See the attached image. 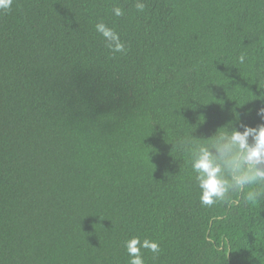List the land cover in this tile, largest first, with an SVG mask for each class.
Wrapping results in <instances>:
<instances>
[{
    "label": "trees",
    "instance_id": "trees-1",
    "mask_svg": "<svg viewBox=\"0 0 264 264\" xmlns=\"http://www.w3.org/2000/svg\"><path fill=\"white\" fill-rule=\"evenodd\" d=\"M142 2L0 12V264H264V197L202 205L174 145L264 124V0Z\"/></svg>",
    "mask_w": 264,
    "mask_h": 264
},
{
    "label": "clouds",
    "instance_id": "clouds-1",
    "mask_svg": "<svg viewBox=\"0 0 264 264\" xmlns=\"http://www.w3.org/2000/svg\"><path fill=\"white\" fill-rule=\"evenodd\" d=\"M14 0H0V12L9 11ZM142 0H136L137 11L145 9ZM116 16H122L123 11L113 9ZM95 30L106 41V46L114 53L125 51V45L119 34L104 23H98ZM245 55L239 57L240 63L245 62ZM264 118V108L258 112ZM243 131L229 125L223 131H218L211 139L201 143L192 134L185 135L175 147L190 158L194 179L200 190L199 200L202 205L211 206L218 202L231 203L232 193H245L247 202L258 201L264 197V124L252 128L243 126ZM231 128V130H229ZM124 247L130 257L128 264H145L141 250L146 249L154 255L159 254V243L147 238L143 240L134 236L124 241Z\"/></svg>",
    "mask_w": 264,
    "mask_h": 264
}]
</instances>
